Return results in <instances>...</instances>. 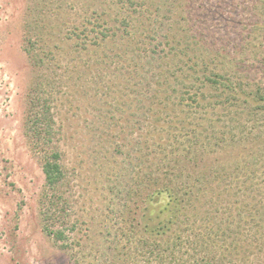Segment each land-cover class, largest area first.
I'll list each match as a JSON object with an SVG mask.
<instances>
[{
  "label": "rangeland",
  "instance_id": "1",
  "mask_svg": "<svg viewBox=\"0 0 264 264\" xmlns=\"http://www.w3.org/2000/svg\"><path fill=\"white\" fill-rule=\"evenodd\" d=\"M125 1L0 0V264H156L160 259L147 260L149 251L126 246L120 235L118 242L113 239L124 217L115 224L107 207L118 217L139 183L147 186L159 177L177 187L179 173L191 174L193 181L205 166L242 154L243 145L224 152L202 143L188 148L193 126L200 130L207 124L202 117L211 114L203 105H188L185 73L176 81L166 77L170 56H163L167 45L160 42L176 22L216 29L234 17L253 15L245 9L247 0ZM85 18L94 24L86 33L99 39L109 28L127 33V19L138 27L129 33L138 41L136 48L146 47V56L140 51L136 65L114 60L100 69L92 59L86 65L95 46L87 41L86 49L75 48L76 39L67 37L75 27L83 29ZM35 23L45 25L52 52L64 57L60 68L55 61L47 60L45 67L31 61L25 40ZM111 45L105 41L108 53H113ZM71 62L80 64L70 71L74 76L59 81L60 73H70L64 69ZM38 83L47 91L57 122L51 139L43 137L40 145L27 123L31 99L43 97ZM172 86L180 98H173ZM53 152L60 154L64 171L55 206L49 203L54 191L43 170ZM58 230L65 232L64 239H56Z\"/></svg>",
  "mask_w": 264,
  "mask_h": 264
},
{
  "label": "trees",
  "instance_id": "2",
  "mask_svg": "<svg viewBox=\"0 0 264 264\" xmlns=\"http://www.w3.org/2000/svg\"><path fill=\"white\" fill-rule=\"evenodd\" d=\"M127 1L133 4L135 0ZM247 2L249 6L245 9L253 10V15L234 17L217 25L216 29L197 28L195 23L176 25V22L168 26L165 40L160 42L167 45L163 48V56H170L166 77L176 81L179 73H185L188 105H203V111L211 114L208 118L202 117L207 124L200 130L192 125L191 132L195 137L185 148L202 143L203 147L214 148V152H224L232 146H243L241 156L229 163L205 166L193 181L191 174L185 178L179 173L177 187L163 183L159 177L153 183L145 184L147 186L139 183L128 193L118 217L114 216V208L107 207V216L110 221H117L115 224L120 222V216L124 217L120 224L123 229L116 228L113 239L118 242L120 238L116 237L120 235L126 246H133L138 252L149 251V262L160 259L156 264H264V21L261 19L264 0ZM259 2L262 4L257 6ZM256 9L258 13L254 11ZM148 20L152 24V20ZM89 24L93 22L85 18L83 29L79 31V27H75L67 36L76 39L75 48L81 49V45H85L86 49L87 41L95 46V50H88L91 55L86 65H91L90 59L100 69L114 60L118 64L136 65L143 57L140 51L146 56V47L137 45L136 48L134 45L138 41L130 34L138 27L127 19L123 20L127 33L121 34L122 28H109L101 33L102 39L86 33ZM36 25L29 28L31 33L25 40L31 61L43 67L49 64L47 60L55 61L56 67L60 68L64 57L52 52L49 35L42 29L45 25ZM145 30L149 32L147 28ZM254 32L259 34L250 38ZM110 36L112 38L105 39ZM105 41L112 43L113 53L104 49ZM117 42L120 43L118 48L114 46ZM79 65L71 62L64 71H75ZM69 75L74 76L71 72L65 76L60 73L59 81L67 83ZM38 85L41 91L38 93L44 98L31 99L32 111L27 123L40 145L43 137L51 139L57 122L51 114L47 91L41 83ZM172 87L173 98H180L179 90ZM38 105L43 108L37 110ZM182 135L187 136V133ZM43 170L47 184L54 191V199L49 203L55 206L56 190L64 177L58 152L47 156ZM170 172L167 170V174ZM148 174L151 176L150 172ZM55 235L57 240L65 238L62 230L56 231Z\"/></svg>",
  "mask_w": 264,
  "mask_h": 264
}]
</instances>
